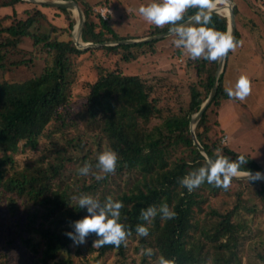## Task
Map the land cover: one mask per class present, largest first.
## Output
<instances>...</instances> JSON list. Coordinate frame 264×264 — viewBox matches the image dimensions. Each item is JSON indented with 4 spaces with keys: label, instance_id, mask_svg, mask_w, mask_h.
<instances>
[{
    "label": "trees",
    "instance_id": "trees-1",
    "mask_svg": "<svg viewBox=\"0 0 264 264\" xmlns=\"http://www.w3.org/2000/svg\"><path fill=\"white\" fill-rule=\"evenodd\" d=\"M75 1L86 18L83 42L134 38L119 35L115 18L104 20L94 9H115L117 2ZM199 10L189 8L185 20ZM233 10L236 15L238 9L233 6ZM208 15L209 27L227 31L225 16L217 12ZM74 24L71 12L64 8L0 0V204L9 198L10 211L25 210L15 236L0 216V234L4 224L9 233L0 264H9L14 240L30 253L26 256L29 263L22 264H100L103 257L111 258L110 264H132L137 258L131 251L140 264H152L159 255L175 257L176 264H239L244 255L255 264H264V256L257 250L264 231L253 222L264 214V180L247 183L233 179L227 189L214 185L208 189L204 182L192 191L180 184L184 176L205 165L192 142L189 121L213 86L218 61L192 59L173 45L168 55L185 57L180 72L189 78L187 85L179 88L165 76L146 78L126 74L121 68L124 62L158 53L155 44L164 37L79 49L71 39ZM171 27L149 24L135 38ZM165 38L176 39L174 34ZM235 39H241L237 28ZM86 52L95 54L91 56L95 57L92 69L96 76L83 82L85 93L76 106L70 85ZM229 54L231 51L217 78L214 97L194 133L211 158L217 149L233 160L245 155L248 162L242 171H264L248 153L236 151L222 140L225 130L218 120L219 107L226 98L234 100L224 82ZM99 57L113 67L103 65ZM38 65V72L32 70ZM22 68L31 74L22 73ZM106 145L118 154L115 172L100 181L91 174L80 175L79 168L85 163L98 172L97 157ZM220 190L233 199L224 211L209 205L211 195ZM80 194L101 203L108 197L123 203L121 222L131 233L124 243L96 248L92 245L97 237L91 234L85 244L73 245L64 233L72 230L71 222L87 215L72 199ZM162 204L176 213L174 219L162 220L159 213L150 224L141 219L142 210ZM137 225L148 227L149 235L138 236ZM144 248H152L154 255H142Z\"/></svg>",
    "mask_w": 264,
    "mask_h": 264
},
{
    "label": "rangeland",
    "instance_id": "rangeland-1",
    "mask_svg": "<svg viewBox=\"0 0 264 264\" xmlns=\"http://www.w3.org/2000/svg\"><path fill=\"white\" fill-rule=\"evenodd\" d=\"M86 1L94 3L97 0ZM113 1L117 2V5L115 9L112 8L110 17L115 18L114 28L117 33L121 36H130L134 38L135 36L141 35L150 23L146 22L139 15L138 8L141 5H147L151 0ZM227 1L230 5L238 9L235 15V22L236 28L240 32L241 39L238 41L236 49L231 51V54L228 56V63L224 72L225 86L227 88H234L241 73H247L251 77L252 91L244 101L227 98L222 100L218 111L220 126L225 130L223 136L224 140H222L224 143H228L232 149L248 153L264 170V4L263 0ZM98 7L100 6H96L94 9ZM72 16L76 22L75 15L72 14ZM61 19L56 21V23H60ZM71 32H73V30ZM165 37H162L163 39L158 40L155 44L156 48H158V53L152 56L140 57L136 61L124 62L121 64L122 71L126 74H138L146 78H152L155 75H159L160 77L165 76L169 82L176 83L179 88L185 87L189 78L186 73L180 72L183 69L185 57L178 58L177 56H169L168 54L172 51L174 45V39L171 40ZM24 43L27 44V40ZM83 54L84 55L81 56L82 58H80L82 62L77 64L74 69L73 81L70 85L71 95L74 101H76V106L85 93L83 82L92 81L96 76L94 69H92V59H95V57L91 56V54H95L90 52ZM86 55H90L89 58H87ZM98 60L102 61L103 65L113 67V63H109L105 58L99 57ZM40 67L41 66L38 65L37 67H33L32 70L38 72ZM22 71V73L26 72L27 75L31 74V70L29 69L22 68ZM205 184L207 188L210 189L212 184H208L207 182ZM9 203L10 199L7 198L3 204H0V216H2L6 223L9 224V227H11V235L15 236L17 232L16 228L20 222L19 217L25 210H11L12 212L14 211L13 216V213L7 207ZM232 204L233 199L230 197L229 192H224L223 190L216 192L214 195L212 194L209 203V205L220 211H224ZM16 207L22 209L19 205H16ZM22 217L24 216L22 215ZM253 222L255 225H259V228L264 231V214H260ZM4 226V233L0 234V248L2 247L0 253L3 247L7 248L6 242L9 236V233L6 232L8 227L5 224ZM11 245L13 248L9 264L29 263L26 257L27 254L30 255L29 251L20 249L18 240H14ZM257 247L258 252L260 251L259 253L264 256V232L260 235V242L257 243ZM131 253L132 257L137 258V261L132 264H140L138 256L132 251ZM71 256H73V254H71ZM72 259L75 261L76 256L74 255ZM110 263L111 258L106 259L103 257L100 259V264ZM239 264H255V261L244 255Z\"/></svg>",
    "mask_w": 264,
    "mask_h": 264
},
{
    "label": "clouds",
    "instance_id": "clouds-1",
    "mask_svg": "<svg viewBox=\"0 0 264 264\" xmlns=\"http://www.w3.org/2000/svg\"><path fill=\"white\" fill-rule=\"evenodd\" d=\"M209 4L210 0H151L147 5L140 6L138 13L146 22L156 27L171 25L170 32L176 37L173 40L174 46L185 50L190 58L203 57L209 61H218L226 57L230 51H234L238 42L230 30L219 31L208 26L211 24V16L206 14ZM189 8H199L200 11L185 21V14ZM226 91L230 98L244 101L252 91L250 75L241 73L234 88H228ZM118 159L117 152L106 145L97 157L95 168L98 172L93 171L90 163H85L79 168V174L82 176L91 174L100 181L107 174L115 172ZM247 162L245 155H239L233 160L217 149L215 158L205 156V165L184 176L180 184L188 191H192L204 182L227 189L234 178H243L247 183L264 180V173L260 171L241 170ZM72 199L79 208L87 211L83 218L70 223L71 231L64 233L72 240L74 246L85 244L87 237L95 234L97 239L93 241V247L100 248L105 245L119 247L131 234L127 225L121 222V209L124 207L121 201L108 197L101 203L97 198L87 194L73 196ZM158 213L162 220L174 219L176 216L167 204H162L159 208L149 206L142 210L140 215L142 220L150 224ZM136 233L138 236L147 237L149 229L144 225H137ZM141 254L151 258L154 250L144 248ZM152 264H176V258L159 255ZM207 264H211V261Z\"/></svg>",
    "mask_w": 264,
    "mask_h": 264
},
{
    "label": "water",
    "instance_id": "water-1",
    "mask_svg": "<svg viewBox=\"0 0 264 264\" xmlns=\"http://www.w3.org/2000/svg\"><path fill=\"white\" fill-rule=\"evenodd\" d=\"M30 1L32 3L41 5V6H49V7H57V8H64L67 10H70L72 12V14H74L73 12L75 11L77 13V17L76 18V23H78V27H77V31L76 33L71 32V36H72V41L74 42L75 46L79 49H85L88 47H97V46H101V45H116V44H121V43H135V42H139V41H145V40H153V39H157V38H162L168 35H171L172 33L170 32V29L153 35V36H148V37H143V38H139V39H120V40H116V41H104V42H83L81 39L79 42L78 39L76 38L78 35L81 38L83 29L85 27V22H86V18L84 15L83 10L80 8V6L78 5V3L75 0H27ZM214 1V0H212ZM211 1V2H212ZM210 2V4H211ZM210 4L206 10V14L210 13V12H217L223 16H225L227 18V31H231L232 34L235 37V33H236V22H235V14H234V10H233V5H228V15H224L222 13H220L217 8H213L210 7ZM200 11V10H199ZM198 11V12H199ZM198 12H196L194 15H196ZM192 15V16H194ZM187 20V19H186ZM185 20V21H186ZM183 21V22H185ZM181 22V23H183ZM224 61H225V57L221 58L220 60H218L217 62V71H216V79L213 83V86L207 96V98L205 99V101L201 104L200 108L198 109V111L196 113H194L191 116V119L189 121V131H190V135L192 138V142L193 144L196 146V148L199 150V152L203 155V157L205 158V156L210 157L207 152L205 151V149L202 147V145L199 143V141L196 138V135L194 133V128L196 123L198 122V120L200 119L202 113L204 112V110L206 109L207 105L210 103V101L212 100V98L214 97L215 91H216V87L218 84V76L219 74L222 72L223 66H224ZM211 158V157H210ZM252 172H256V171H252ZM261 173H264V171H260ZM236 180H245L243 178H234Z\"/></svg>",
    "mask_w": 264,
    "mask_h": 264
},
{
    "label": "bare ground",
    "instance_id": "bare-ground-1",
    "mask_svg": "<svg viewBox=\"0 0 264 264\" xmlns=\"http://www.w3.org/2000/svg\"><path fill=\"white\" fill-rule=\"evenodd\" d=\"M228 5H229L228 1L225 3L224 0H214L211 2L210 7L217 8V10L220 13L224 15H228ZM73 13L77 17V13L75 11ZM77 27H78V23L74 24L73 33H76ZM76 38L78 39L79 42H81L80 41L81 38L79 35Z\"/></svg>",
    "mask_w": 264,
    "mask_h": 264
},
{
    "label": "built area",
    "instance_id": "built-area-1",
    "mask_svg": "<svg viewBox=\"0 0 264 264\" xmlns=\"http://www.w3.org/2000/svg\"><path fill=\"white\" fill-rule=\"evenodd\" d=\"M99 16L104 20H109L110 16L112 14V9L107 6H100L97 9H95Z\"/></svg>",
    "mask_w": 264,
    "mask_h": 264
},
{
    "label": "crops",
    "instance_id": "crops-1",
    "mask_svg": "<svg viewBox=\"0 0 264 264\" xmlns=\"http://www.w3.org/2000/svg\"><path fill=\"white\" fill-rule=\"evenodd\" d=\"M226 58V57H225ZM224 140V138H222Z\"/></svg>",
    "mask_w": 264,
    "mask_h": 264
}]
</instances>
